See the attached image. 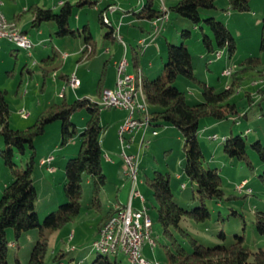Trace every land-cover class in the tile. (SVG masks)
<instances>
[{
	"label": "rangeland",
	"instance_id": "374dc122",
	"mask_svg": "<svg viewBox=\"0 0 264 264\" xmlns=\"http://www.w3.org/2000/svg\"><path fill=\"white\" fill-rule=\"evenodd\" d=\"M3 1H5V7H7L6 3L21 2V0ZM29 1L40 5H55L58 10V0ZM75 1L77 0H71V2ZM96 1V7L94 3L93 5H75L73 13L70 16L72 28L78 27L81 30L83 23H88L89 30L94 37L96 54L87 60H79L78 56L81 55V51L72 50L79 48V42L83 41L81 35L57 37L53 33V42L47 40L44 43L46 44L45 49L44 44L38 47L32 45L30 52L34 56H30L25 48L18 47L12 41L5 43L6 47L3 49L4 55H1L5 57L3 62H1L0 57V76H2L0 78V89H7L8 91L6 98L10 109L9 119L14 127L17 125L16 121L19 118L15 112L17 104L13 101L15 97L14 89L20 81V68L25 61L33 70L29 73L31 77H29L26 70L24 71L21 88L22 91L24 89L28 90V93L22 94L21 98L17 99L21 103L24 102L26 104L25 109L34 112L28 120L21 121L18 124V128L32 123L37 114L46 107L45 105L47 104L45 103L47 100L50 102L60 100L62 98L61 92L63 86L65 98L69 101L82 96L99 100L95 89L101 75L103 60L107 57L102 53V50L105 46H109L111 50L114 47H119V53L117 52V54H119L120 59L123 55L124 46L121 43V38L117 36L115 42H111L107 37L103 36V32L106 31L107 26L99 22L98 12L110 0ZM114 1L117 9L116 15H119L130 6H133L137 10L142 5L139 0ZM174 1L176 0H171L170 2L173 3ZM166 2L170 3L167 0ZM154 5H160V0H154ZM215 5L213 8L200 9L201 20L197 25L193 24L189 18L173 11L169 13L168 10V19L163 22L161 31L156 35L151 32L152 34L147 37L146 42L152 44L149 48L145 45V47H138L135 34L139 32V29L135 25L128 26V34L124 32V25L120 33L123 35L126 44L125 57L129 63L127 69L129 73H133L134 75H137L141 71V73L146 74L149 78L156 77L167 59L166 41L180 44L183 40V36L181 35L182 29L190 31V35L184 39L191 53L195 76L199 81H205L213 85L216 90L225 88L231 81L229 74L225 76L221 74L224 68H236L235 66H238L247 56H258L260 58L259 64L243 74L241 84L229 97V101L235 103L237 106L238 121L229 116L217 121L205 118L200 124L201 128L199 129L198 138L203 150L204 166L206 168L216 167L218 169L222 178L221 187L224 195L221 199H205V204L210 211L209 218L204 221H197L191 217L183 216L180 220V226L190 236L204 245L227 243L232 240L234 234H244V244L251 250L264 249V232L260 233L256 227V212L264 211V179L259 177V174L264 170V162L260 160L256 150L250 146V143L256 140H260L264 145V91H258L261 87L264 89V79H262L264 75V48L260 47L261 35L264 32V0H250L249 9L246 10L230 9L227 0H216ZM3 8L2 6L1 10ZM17 11L20 13L22 10L18 8ZM2 12L4 15L7 14L6 10ZM22 15H25L23 19H27L29 13L23 12ZM77 15H80L81 21L78 26L76 25L77 21H79ZM208 16H214L223 21L228 27L235 41V50L232 54L228 53L226 46L219 49L221 52L219 57H215V52H206L202 43V35L203 33L212 34L203 20ZM110 18L112 19L113 15H110ZM47 22L54 24L52 21ZM118 22L119 19H113L114 24ZM16 24L19 26L17 22ZM44 26L46 28V25ZM29 31L32 36L35 34L36 29L29 27ZM112 44H115V46ZM11 49L13 53H10ZM53 51L57 54L52 63L54 68L51 69V73L43 75L40 65L41 61L37 64L35 59L43 54L44 56L52 54ZM65 52L68 56L62 57ZM15 53L18 54V59L21 62L17 66V71L12 78L6 73L13 67ZM135 59H137V65L133 66ZM107 69V71L105 70L104 78L106 84L111 86L115 82L116 68L110 62ZM258 70H261L260 72L262 73H258ZM53 71L68 74L74 71L81 80V86L74 91L62 79L58 78L56 81L53 77ZM198 80H191L183 75H179L175 80L174 85L184 91L187 102L192 103L202 100L201 86ZM36 81H38L39 86L36 85ZM42 84L45 85L44 90L40 89ZM249 93L251 94L250 97ZM242 113L246 114L242 115ZM28 115L29 112L26 111V117ZM99 115L100 122L107 126L105 133L101 136L103 149L102 168L108 179L107 183L100 189L101 207L97 210L91 206V184L88 181V177L83 175V196L80 201V211L74 220L50 233L45 264H58L52 260V257L60 249L63 251L61 259L64 263L86 264L90 262L100 251L93 244L96 239L95 234L100 215L116 199L117 193L122 198L128 196L127 192L131 187V180L125 174L118 138L119 124L127 115V110L117 107H102ZM86 119L87 112L84 108L71 115V120L78 129L84 126ZM60 124V120L58 119L51 121L46 125L44 132L34 140L37 160H39L41 155L44 157L52 155L54 157L53 165L55 166L54 172H48L44 167L36 164L32 173L37 190L36 212L40 220L43 219L46 213L55 210L59 204L67 201L64 191L65 163L69 157L77 153L80 145L78 137L70 139L66 144H60ZM204 124L207 127L204 128ZM154 128L158 134H152L150 143H148L149 147L147 149L143 147L140 151L139 164L137 165L138 183L136 189L145 198L143 205L151 216L152 239L155 240L153 248L149 243L143 245V254L153 263L166 264L164 244L168 242V236L164 233L160 222L157 220V202L148 183V178L153 175L155 170L168 171L170 173V185L173 190L174 199L179 205L186 209H191L198 205L200 201L195 198V183L183 172L184 142L178 129L173 125H169V127L159 125ZM246 129H249V131L246 132ZM162 130H166V135L161 136L160 132ZM213 133H216L218 137L216 139H209L208 135ZM232 134H241L245 137L248 157L253 164V168H249L245 160L229 156L223 151L222 138ZM2 147L3 141L0 139V148ZM28 154L29 151L26 150L25 153L16 154L13 158L19 168L25 167ZM114 160H116L115 163L113 162ZM11 178V171L0 156V195L5 183L9 182ZM244 178L247 181L246 187L251 188L250 192H245V188L239 190L236 187ZM181 183L185 185L182 186ZM126 184L127 186H125ZM229 195H231L230 198L228 197ZM172 230L179 238V241L183 242L186 247L190 246L189 240L182 237L180 231L174 228ZM220 231L225 233L224 238L219 236L218 233ZM36 237L37 228H31L20 235L17 240L18 246L9 245L7 251L8 264H26ZM7 238L9 242L14 240L12 228L7 229ZM108 256L111 258L116 257L122 264H130L128 256L120 249L117 252L109 251ZM15 257L18 258V261L15 260Z\"/></svg>",
	"mask_w": 264,
	"mask_h": 264
},
{
	"label": "trees",
	"instance_id": "16d2710c",
	"mask_svg": "<svg viewBox=\"0 0 264 264\" xmlns=\"http://www.w3.org/2000/svg\"><path fill=\"white\" fill-rule=\"evenodd\" d=\"M215 1L176 0L171 5L165 4V11L168 12L169 10V13L173 11L185 16L197 25L201 20L200 9L215 7ZM96 2V0H77L75 2L64 0L58 10L33 2L16 14L13 20L16 21L23 12H28L31 14V27L38 28L43 22L52 21L57 37L81 35L83 45L78 59L83 56L86 58L95 52L94 37L87 23L82 25L81 30L72 28L70 16L75 5H93ZM227 3L230 9L246 10L249 9L250 0H227ZM104 10L105 8H102L98 12L99 22L107 26L103 36L113 37V34L116 36L110 19L105 20L104 18ZM129 11H132L137 18L148 20L159 16L161 13L159 6H155L153 0H144L140 8ZM203 20L212 32L211 35L206 33L202 35V43L206 52H215L226 46L228 53L232 54L235 50V41L226 24L214 16H208ZM181 35L183 40L180 44L166 41L167 59L156 77L149 78L142 73V88L148 105L150 128L155 129L154 127L159 125H173L178 129L184 142L183 172L195 183V198L200 201L191 209L179 205L174 199L168 171L155 170L153 175L148 178V183L157 202V220L168 236V242L164 244L165 262L166 264H264V249L251 250L244 244V234H234L232 240L227 243L204 245L180 226V220L183 216L191 217L197 221H204L209 218L210 211L205 204V199H221L224 195L221 187L222 178L218 169L204 166L203 150L198 138L200 124L205 118L217 121L229 116L238 121L237 106L229 101V97L241 84L243 74L259 64L260 58L258 56L245 57L238 66H235L236 68L230 70V83L225 88L216 90L213 85L199 81L195 76L191 53L184 39L190 35V31L182 29ZM260 47L264 48V32L261 35ZM55 55L53 51L52 54L41 58V61L54 59ZM136 65L137 59L133 62V66ZM260 71L258 70V73ZM104 74L103 68L95 89L99 98L102 90L106 88L104 87ZM179 75L199 81L202 100L187 102L184 91L174 85ZM262 79H264V75ZM258 90L264 91L262 87ZM6 93L5 89H0V139L3 141L0 156L10 169L12 178L5 183L0 195V264H8L7 251L9 245H17L20 235L31 228H37V237L30 249L26 264H45L50 233L74 220L80 211V201L83 196V175L88 177L91 184V206L97 210L101 207L100 189L108 181L102 168L101 136L105 133L107 126L100 122L99 114L102 106L98 100L82 96L69 101L62 96L60 100L51 102L44 110L40 111L32 123L23 128H16L9 121L10 109ZM83 108L87 112V119L84 126L78 129L71 120V115ZM245 114L242 113V115ZM57 119L61 123L60 144H66L70 139L78 137L80 145L77 153L69 157L65 163L64 191L67 201L59 204L55 210L46 213L40 220L36 212L37 190L32 176L39 161L37 160L34 140L44 132L48 123ZM248 131L249 129H246V132ZM214 134L216 136L212 137ZM217 137L216 133L208 135L209 139H216ZM222 140L223 151L227 155L243 159L249 168H253L248 157L247 142L244 136L232 134L223 137ZM250 146L256 150L260 160L264 162V145L260 140L250 143ZM26 150L29 151V154L25 161V167L19 168L13 158L16 154L25 153ZM259 177L264 179V170L259 174ZM246 184L243 189H246L245 192H250L251 188L246 187ZM228 197L230 198L231 195ZM114 209L109 208L102 215L99 222L100 226ZM256 227L260 233L264 232V211L256 212ZM8 228H12L14 232V240L11 242L7 238ZM172 228L180 231L182 237L189 240V247L179 241ZM218 234L222 238L225 236L223 231ZM62 255L63 251L60 249L55 252L52 260L58 264H70L62 261ZM15 260L18 261V258L15 257ZM86 264H122V262L116 257H109L108 253L99 251Z\"/></svg>",
	"mask_w": 264,
	"mask_h": 264
},
{
	"label": "built area",
	"instance_id": "2783aa9c",
	"mask_svg": "<svg viewBox=\"0 0 264 264\" xmlns=\"http://www.w3.org/2000/svg\"><path fill=\"white\" fill-rule=\"evenodd\" d=\"M164 6L159 5L160 15L151 19L152 32L156 35L160 32L162 24L168 19L164 15ZM107 10L110 12L116 10L115 3H109ZM108 17V16H107ZM8 18L0 14V39H6L8 41H20L25 44V50H27V39L25 35L8 34L6 32V23ZM121 43L125 44L121 37ZM141 44H144V40H141ZM142 46V45H141ZM107 50V49H106ZM31 54V52H28ZM221 55L220 50L215 51V57ZM116 77L112 88H108V94L105 101H99V103H105V107H117L127 110V115L122 119L118 128V138L121 146L120 156L122 157L125 174L131 180V189L129 195V201L125 205L116 206V218L114 223H108L104 230H98V235L94 240L93 244H112L113 242V232L116 222L124 223L123 234L125 237V244L128 248V253L130 256V264H159L158 262L150 261L146 256H144L142 247L145 243L153 248L152 244V231L149 230V221L146 217L145 206L136 208L131 205V198L138 197L141 201H144L143 195L136 189L138 180H136V169L139 164L140 151L143 147H147L149 140L146 139L145 133L148 128H150L149 123V111L146 110L143 103L136 98V96H131L129 90V75L128 69L126 68V57L123 51V55L120 59L115 61ZM225 72H228V67L221 71V74L225 76ZM72 83L74 88L79 85V78L73 71ZM257 83V82H256ZM63 90V88H62ZM23 117H26V111L22 109L18 111ZM141 132L138 140L137 150H131V144L134 141L135 133ZM151 133L156 134L155 129H151ZM214 137V135L212 136ZM52 157H45L40 160V164L48 163ZM49 169L52 170L51 167ZM246 184V179L242 180L236 185V187L241 190ZM184 186V183L181 184ZM247 190H250L247 188Z\"/></svg>",
	"mask_w": 264,
	"mask_h": 264
},
{
	"label": "crops",
	"instance_id": "0c3cea01",
	"mask_svg": "<svg viewBox=\"0 0 264 264\" xmlns=\"http://www.w3.org/2000/svg\"><path fill=\"white\" fill-rule=\"evenodd\" d=\"M64 0H58V8H59V6H60V4H61V2H63ZM69 1H71V0H69ZM141 3L142 2H144V0H139ZM165 1V4L168 6V5H171V4H173V3H175L176 1H174L173 3H171L170 1L171 0H167V1H169L170 3H167L166 2V0H164ZM109 2H113V3H115V1L114 0H110V1H107V4L109 3ZM153 2H154V0H153ZM31 3H33V2H30L29 0L28 1H22L21 0V2L20 1H18L17 3L16 2H11V3H6V5H7V7H5V1H3V0H0V9L2 8V6L5 8H3L2 9V11L3 10H6V12H7V14H5V16L8 18V19H13V18H15V15L16 14H18V8H20L21 10H23V9H25L29 4H31ZM36 3V2H35ZM38 4V3H37ZM106 4V5H107ZM40 5V4H39ZM44 6H47V7H51V8H53L54 10H57V7H55V5H44ZM97 5H96V3H95V7H96ZM159 6V5H158ZM56 9H55V8ZM103 8H105V10H104V12H103V15H105L106 16V18L109 20V21H111V24L113 25V27H114V30H115V32H116V36L118 35V34H120V37H122V39H123V41H124V37H123V35H121V33H120V31L122 30V27L125 25V30H124V32L126 33V34H128V32H129V28H128V26L129 25H135V27L136 28H138L139 29V32H137L136 34H135V36H136V39H137V42H138V47H141V45L143 46V47H145V46H147V48H149V47H151V45L152 44H149L148 42H146V39H147V37H149L150 36V34H152L153 32H152V23H151V20H148V19H145V18H137L133 13H132V11H129V10H131V9H134L133 8V6H130L128 9H125L124 11H122V13H120L119 15H116V12H117V9L116 10H114V11H112V12H110L109 10H107L106 9V6H104ZM100 9H102V8H100ZM99 9V10H100ZM26 15V14H25ZM25 15H22L21 17H19L18 19H16V22L18 23V25H19V28L21 29V30H23V31H25V33L26 34H28L29 35V37L31 38V40H32V42H33V46L34 47H38L39 45H41V44H44L47 40H49V41H51V42H53V38H52V34L54 33V31H55V25L54 24H50L49 22H43L38 28H35V27H31V14L29 13V16L27 17V19H23V16H25ZM107 15H108V17H107ZM110 15H113V18L111 19L110 18ZM78 17H77V19L79 20V21H77L78 23H76V25L78 26V24H80V15H77ZM119 19V22L118 23H113V19ZM44 23H46V24H44ZM46 25V28H44L45 26L44 25ZM83 24H85V23H83ZM88 24V23H87ZM127 25V26H126ZM29 27L30 28H33V29H36V32H35V34H33L32 36H31V33H30V31H29ZM76 28H78V27H76ZM161 31V30H160ZM152 32V33H151ZM114 36V34H113V37H107L111 42H115V39L119 36ZM141 40H144V43H145V46H144V44H141ZM78 41V40H77ZM9 41L8 40H6V39H0V57H1V62H3V60H4V58L5 57H3V56H1V55H4V51H3V49H4V47H6V44L5 43H8ZM125 42V41H124ZM77 44H78V42H77ZM82 45H83V41L82 42H79V48H76V49H72V50H76V51H78V50H81V47H82ZM113 46H115V44H112ZM46 48V44H44V49ZM54 48V47H53ZM119 47H114V49H112L111 50V48L109 47V46H105L104 47V49L102 50V53L103 54H105L107 57H105V59L103 60V63H102V66H101V70L104 68V70H108L107 69V67H108V64L111 62L112 63V65L113 66H115L114 65V62L117 60V59H119V54H117V52L119 53V49H118ZM107 49V50H106ZM125 50H126V44H125V46H124V53H125ZM27 52H30V50H27ZM10 53H13V50L11 49L10 50ZM29 54V53H28ZM43 54V53H42ZM55 54H56V52H55ZM96 54V46H95V52H94V54L92 55V56H94ZM102 54V55H103ZM30 56H34V54L33 53H31V54H29ZM48 55V54H47ZM57 55V54H56ZM55 55V56H56ZM66 56H68L67 55V53L65 52V55L63 56L62 55V57H66ZM92 56H90V57H82L81 59H79V60H87V59H89V58H91ZM44 57V54L43 55H40V57H38V58H36L35 59V62L38 64L40 61H41V58H43ZM80 56H78V58H79ZM21 61H20V59H18V54L17 53H15V61H14V63H13V67L10 69V70H8L7 71V73L6 74H8V75H10V77H12L13 78V76L15 75V73H16V71H17V66L19 65V63H20ZM54 62V59H47V61H41L40 62V65H41V70H42V74L43 75H47V74H49V73H51V69H53L54 68V66L52 65V63ZM44 63V64H43ZM50 64V65H49ZM45 65V66H44ZM49 66V67H48ZM27 71L28 72V74L33 70L32 68H30L29 66H28V63L25 61L24 63H22V65H21V68H20V74H21V76H20V81H19V83L16 85V88L14 89V92H15V97H14V102H16V108L17 109H15V112L17 113V115L19 116V118H18V121H16V124L17 125H15V127L16 128H18V124L21 122V121H24V120H28L31 116H32V114H33V112L34 111H32V110H27V109H25V106H26V104L24 103H21V101H19L17 98H21V95L22 94H26V93H28V90H26V89H24L23 91H22V88H21V84H22V81H23V74H24V71ZM53 73V77H54V79L57 81V79L59 78V79H62V81L63 82H65L66 84H69L68 82H67V79H68V73H63V72H61V73H58V72H56V71H53L52 72ZM146 75V74H145ZM2 76H0V78H1ZM29 77H31V75L29 74ZM79 78V77H78ZM79 85L77 86V87H72L71 85H70V87L75 91V89L76 88H78V87H80L81 86V80L79 79ZM12 83V82H11ZM114 83V82H113ZM112 83V85L111 86H109V85H107L106 84V80L104 81V87H112L114 84ZM36 85L37 86H39V83H38V81H36ZM64 87V86H63ZM62 87V88H63ZM40 89H42V90H44L45 89V85H43L42 84V86L40 87ZM6 90V92H8L7 91V89H5ZM259 91V90H258ZM61 94H62V96H64L65 97V93H64V89L62 90V92H61ZM251 96V94L249 93V97ZM19 103H21V104H19ZM51 102L50 101H48L47 100V102L45 103V104H47V105H49ZM19 104V105H18ZM47 105H45L46 107H47ZM46 107H44V109L46 108ZM27 108V107H26ZM24 110V111H27V112H29V115L27 116V117H23V116H21L20 114H19V110ZM44 109H42V110H44ZM41 110V111H42ZM36 111V110H35ZM9 121H10V124H11V120L9 119ZM12 125V124H11ZM28 125V124H27ZM13 126V125H12ZM14 127V126H13ZM165 127H169V125H165ZM204 128L205 127H207V125H204L203 126ZM21 128H23V127H21ZM164 129H166V128H164ZM166 130H162V132H160V134H161V136H164V135H166V133L167 132H165ZM148 132H149V134H148ZM158 133H156L155 135H157ZM140 135H141V132L140 131H138L137 133H135V136H134V141L132 142V144H131V150H137L136 148L138 147V140H139V137H140ZM151 135H152V133H151V128H148L147 130H146V133H145V137H146V139H148L149 140V143H150V140H151ZM149 145V144H148ZM149 146H147L146 147V149L148 148ZM49 157H51L52 155H48ZM43 158H45L43 155H41V157L39 158V161H38V165L40 166V167H44L48 172H54L55 171V166L53 165V160H54V157L52 156V159L50 160V162H48V163H44V164H40V160L41 159H43ZM114 163L116 162V160H114L113 161ZM49 167H51L52 168V170L51 169H49ZM122 169H123V167H122ZM33 180H34V184H35V179L33 178ZM125 186H127V184L125 185ZM130 189H131V187L129 188V190H128V192H127V194H128V196H124L123 198H122V196L121 195H119V193H117V196H116V199H114L113 200V202H111L110 204H109V206H108V208H107V210L109 209V208H112V209H114L116 206H118V205H120V206H122V205H125V204H127L128 203V201H129V195H130ZM144 197V196H143ZM144 202H145V198H144V201H141L138 197H132L131 198V205L133 206V207H136V208H139V207H142L143 206V204H144ZM107 210L104 212V213H102L101 215H100V217H99V219H98V224H97V228H96V234H95V237H97V235H98V230H99V226H100V224H99V222H100V220H101V217H102V215H104L106 212H107ZM94 237V238H95ZM142 251H143V247H142Z\"/></svg>",
	"mask_w": 264,
	"mask_h": 264
},
{
	"label": "bare ground",
	"instance_id": "6f19581e",
	"mask_svg": "<svg viewBox=\"0 0 264 264\" xmlns=\"http://www.w3.org/2000/svg\"><path fill=\"white\" fill-rule=\"evenodd\" d=\"M160 1H161V5H165L164 0H160ZM0 14H2L1 9H0ZM164 15L168 17L167 12L165 11V6H164ZM104 18H105V20H108L105 15H104ZM6 32L8 34L19 33L20 35H25V37L27 39V43H28L27 44V50H30V48L32 47L33 42L31 40V38L28 36V34L23 32L19 28V26H17L16 22L13 19H8V22L6 23ZM118 37L121 38L120 35ZM12 42H14L18 47L25 48V44L20 42V41H12ZM124 46H125V44H124ZM64 55H65V53H64ZM114 64H115V62H114ZM128 66H129V63H128L127 58H126V68H128ZM230 70H231V68H228V72H225V74H229ZM128 75H129V90L131 92V96H136V98L143 103V106H145L146 110L148 111V105H147V102L145 100V96H144L143 88H142V73H141V71H139L137 73V75H134L133 73L128 72ZM71 78H73V72L71 74H69V76H68V83H69V85L74 87ZM108 88H112V87H107V88H104L102 90L100 98L98 100V103H99V101H105L106 100L107 94H108ZM99 104L102 107H105V103H99ZM215 136L216 135L214 134V137ZM136 180H137V169H136ZM145 213H146V217L149 221V230L151 231L152 230V219H151V216L149 215V213L147 212L146 207H145ZM115 218H116V207L113 210V212L106 218V220L103 221L99 230H104L106 228V226L108 225V223H114ZM123 230H124V223L123 222H116L115 226H114V232H113V242L115 243V245L114 246L112 244H94V245L102 253H108L109 251L117 252L120 249L121 251H123L128 256L129 261H130L128 248H127V245L125 244V237L123 234ZM152 244L153 245L155 244L154 239H152Z\"/></svg>",
	"mask_w": 264,
	"mask_h": 264
}]
</instances>
